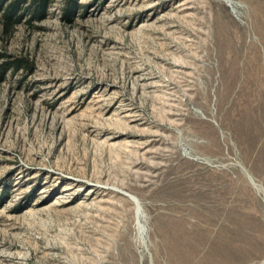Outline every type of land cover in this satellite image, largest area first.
<instances>
[{
	"label": "rangeland",
	"instance_id": "obj_1",
	"mask_svg": "<svg viewBox=\"0 0 264 264\" xmlns=\"http://www.w3.org/2000/svg\"><path fill=\"white\" fill-rule=\"evenodd\" d=\"M31 0L0 25V264H264V0Z\"/></svg>",
	"mask_w": 264,
	"mask_h": 264
},
{
	"label": "trees",
	"instance_id": "obj_2",
	"mask_svg": "<svg viewBox=\"0 0 264 264\" xmlns=\"http://www.w3.org/2000/svg\"><path fill=\"white\" fill-rule=\"evenodd\" d=\"M30 0H0V25L4 29L6 35L11 34L14 28L19 25L23 20V8ZM51 0H31V8H34V18L41 19L42 15L46 12ZM15 68L20 70L28 68V63L23 59H17L12 62H7L0 65V82L4 80L6 72Z\"/></svg>",
	"mask_w": 264,
	"mask_h": 264
}]
</instances>
